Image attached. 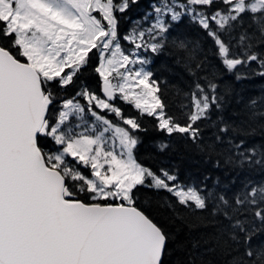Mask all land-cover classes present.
Returning a JSON list of instances; mask_svg holds the SVG:
<instances>
[{"label": "snow or ice", "instance_id": "obj_1", "mask_svg": "<svg viewBox=\"0 0 264 264\" xmlns=\"http://www.w3.org/2000/svg\"><path fill=\"white\" fill-rule=\"evenodd\" d=\"M138 4L0 0V264H264V180L251 178L264 174V101L221 90L224 74L264 69V0H156L132 20ZM185 20L210 55L175 33ZM90 68L99 91L81 79ZM117 100L153 118L159 154L194 149L225 179L182 185L139 163L146 129ZM140 188L188 213L185 240L138 207Z\"/></svg>", "mask_w": 264, "mask_h": 264}, {"label": "trees", "instance_id": "obj_2", "mask_svg": "<svg viewBox=\"0 0 264 264\" xmlns=\"http://www.w3.org/2000/svg\"><path fill=\"white\" fill-rule=\"evenodd\" d=\"M154 2H156V0H139V4L132 9L128 16L131 17L132 20L141 17L151 8V4ZM94 15L96 14L94 13ZM121 24L122 27L128 26L129 22L122 21ZM175 33L187 34L191 39H199L204 43L205 48L209 49V55L211 54L210 42L206 40L199 29L191 25L187 20L175 29ZM164 59L165 57H161L160 60L157 61V65L162 63ZM92 62L93 64L96 62V57H93ZM262 70L264 69H261L260 66L254 62L250 68L247 66H241L239 68V73L245 77L241 81H235V77L231 74H224L225 78L221 84V90L229 86H234L238 94L237 102L243 101L244 104H247L249 100L252 99L264 101V76L258 74ZM161 75H167V73H161ZM81 79L86 80L91 88L99 91V78L91 68ZM163 87L167 103L176 105L182 101V97L180 99L177 98L174 85L168 84ZM57 94L61 96L71 95L73 94V89L69 88L67 93L61 90ZM116 103L122 108L126 117H136L140 120L143 128L146 129V131L138 133L143 141L135 153L139 163L156 172H159L161 168H167L178 173V182L182 185L199 184L203 175L207 172H212L214 176H220L221 179H225L223 170L212 169L210 164L205 163L206 158L201 157L194 149H181L179 152L170 151L165 154H159L154 148V143L163 139V136L156 131L153 118L141 116L134 107L119 100H117ZM110 118L113 119L114 122L120 123L114 116ZM255 139L260 140L261 138L257 136ZM234 174L235 173H233V175ZM251 178L254 180H264V174H252ZM173 203H175L174 198L166 191L140 188L137 193L138 207L143 209L154 221L170 230L174 238L185 240L188 235L187 229L182 228L177 222L188 219V213L182 209L177 210L180 208L179 205L176 206V209H172L170 205ZM195 234L196 233H193V235ZM261 242H264V235L253 240L254 244H259ZM173 259H175V257H173Z\"/></svg>", "mask_w": 264, "mask_h": 264}, {"label": "rangeland", "instance_id": "obj_3", "mask_svg": "<svg viewBox=\"0 0 264 264\" xmlns=\"http://www.w3.org/2000/svg\"><path fill=\"white\" fill-rule=\"evenodd\" d=\"M152 4H153V3H152ZM152 4H151V5H152ZM150 11H151V8H150L149 10H147L145 13H148V12H150ZM145 13H144V14H145ZM144 14H143V15H144ZM143 15H142V16H143ZM142 16H141V17H142ZM135 19H136V18H135ZM135 19H134V20H135ZM124 47H125V48H128V45L125 44Z\"/></svg>", "mask_w": 264, "mask_h": 264}]
</instances>
